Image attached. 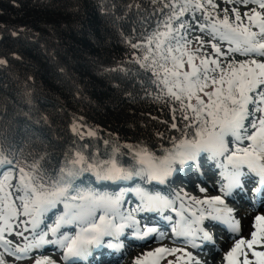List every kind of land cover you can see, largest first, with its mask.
I'll list each match as a JSON object with an SVG mask.
<instances>
[{
	"label": "snow or ice",
	"instance_id": "obj_1",
	"mask_svg": "<svg viewBox=\"0 0 264 264\" xmlns=\"http://www.w3.org/2000/svg\"><path fill=\"white\" fill-rule=\"evenodd\" d=\"M240 2L244 6L254 4L257 7L245 12L244 18L233 7L231 12L234 19H231L228 9L223 10L222 18L218 14L214 16L205 9L201 0H184L180 6L179 15H183L189 6L197 10L205 9V22L200 23L199 27L211 36L209 43L214 56L196 55L204 45L200 37L196 38L200 47L195 52L186 50L185 46L189 41L181 44L184 37L167 40L173 31L170 23L165 25L168 31L156 32L153 37L148 38L150 45L155 41L156 50L163 61L158 65L163 76L155 74L166 89L167 96L179 103L182 121L188 122L184 125V130L178 129L176 123L171 124L173 129L181 131V136L171 137L170 148H164L162 155L149 151L147 147L133 150L134 163L129 162L127 166L120 161L118 148L113 150L110 158L99 161L77 153L71 161V167L61 169L58 179L48 181L36 174L39 168L36 163L32 165L31 173L26 172L23 167L19 168V180L15 186L11 183L10 170L5 171L0 178V221L3 222L0 240H3V233L11 229L9 221L20 214L30 217L28 222L32 225L35 238L24 248L18 247L17 251L27 253L30 249H41L48 244L57 245L64 250L63 259L69 264H78V261L91 254L93 248H122L119 237L125 228H135L134 238L145 243L155 238L152 234L156 233V228L145 227L141 231L139 222L132 213L122 211L123 198L128 192L135 194L140 205L134 211H159L171 207L172 201L158 192H149L139 186L121 187L118 192L82 188L75 183V177L84 171L93 172L98 181H110L117 186L136 176L148 182L163 184L172 173L178 171L175 165L197 161L198 157L206 154L208 159L222 157L225 161L220 166L224 169L222 176L227 181L221 186V191L226 195H230L232 189L243 191V178L249 174L259 178L256 181L258 187L252 189L253 194L264 195V11H260L264 10V0ZM206 3L213 10L218 7L213 0H206ZM226 3L235 4L236 0H226ZM165 7L169 5L166 4ZM176 18L178 19V15ZM183 27L181 24V28ZM215 41L226 42L227 50L223 51ZM173 43L176 47L172 46ZM149 52L151 53V48ZM233 53L248 58L237 61L230 58ZM185 56L190 71H182ZM220 57L224 59L221 60ZM148 58L144 57L145 60ZM196 59H200L199 66L194 63ZM168 61H171V67L167 66ZM152 63L156 65L157 61L154 59ZM210 87L212 91H206ZM201 93L207 98L206 101ZM193 100L195 103H192ZM172 111L175 113L177 109L173 108ZM73 130H76L75 127ZM88 134L94 135L92 132ZM126 147L132 148L131 145ZM12 163V160L0 156V165ZM13 187L15 191L22 193L16 197L20 201V208L13 201L9 190ZM200 191L205 189L201 188ZM191 199L197 205H208L211 211L206 214L201 208L198 216L193 211L191 220L185 218L182 211L178 213L181 219L172 229L176 236L195 239L198 232H203V239L210 240V235L199 227L206 218L222 221L230 226L232 232L239 233V221L234 220L233 210L224 206V200L220 196L204 200H197L195 197ZM49 213L55 216L52 224L46 223V218H51ZM41 225L44 228L37 233L35 230ZM73 225L77 229L74 235L60 231L63 227ZM253 228L251 239H238L226 254L228 264H264V251H256L254 248L264 247V215L255 217ZM49 233L56 239L48 240L46 237ZM105 237H111L116 242L109 240L105 244ZM192 246L199 247L194 242ZM178 251L182 250L159 247L136 257L133 264H159L165 254L171 255ZM249 252L254 259H249ZM184 255L189 264L195 259L191 253L185 252ZM177 260L180 258L177 257ZM0 264H4V261L0 260ZM34 264L56 262L48 257H39ZM168 264H173V261ZM195 264L201 262L196 260Z\"/></svg>",
	"mask_w": 264,
	"mask_h": 264
},
{
	"label": "trees",
	"instance_id": "obj_2",
	"mask_svg": "<svg viewBox=\"0 0 264 264\" xmlns=\"http://www.w3.org/2000/svg\"><path fill=\"white\" fill-rule=\"evenodd\" d=\"M183 2L0 0V156L13 161L0 165V178L10 170L19 180V168L31 173L38 163L36 174L54 180L77 153L99 161L118 148L127 166L133 150L170 148L181 136L171 124L184 130L188 122L155 74L163 76V61L148 38L169 23L167 40L187 34ZM81 181L103 182L91 171L75 177ZM127 184L155 190L140 176L120 186Z\"/></svg>",
	"mask_w": 264,
	"mask_h": 264
},
{
	"label": "rangeland",
	"instance_id": "obj_3",
	"mask_svg": "<svg viewBox=\"0 0 264 264\" xmlns=\"http://www.w3.org/2000/svg\"><path fill=\"white\" fill-rule=\"evenodd\" d=\"M213 2L218 5V7L216 9H211L210 6L207 5L206 0H204L205 4V9L212 12L213 15H219L221 18L223 17V10L224 9H228L229 12V16L231 19H234V16L231 12V9L233 7H236L238 9V11L241 13L242 18H244L243 14L245 12L250 11V9L257 7L254 4H248L247 6H244L240 0H236V3H226V0H213ZM205 9H201V10H197L192 6H189L188 12L186 14V17L188 19V27H187V34L182 35V37H184V40L182 44H184V41H189L190 43L186 44V50L189 52H195V50L200 47L199 42L197 41V37H200L203 41H204V45L203 48L201 50V52L196 53L197 56H214V53L211 49L210 46V41H211V36L206 34V30L205 31H201L199 24L200 23H204V11ZM260 10V9H257ZM260 11H264V10H260ZM245 22L246 18H245ZM179 34V33H178ZM178 37L180 36L177 35ZM177 37V38H178ZM216 43L219 44V46L221 47V49L223 51H226L228 48V45L226 42H219V41H215ZM155 42L152 43L153 46ZM144 49V48H143ZM145 51H146V47H145ZM230 58H234L235 60L237 58H240V60H244L247 59L248 57H244L242 55H240L239 53H233L230 54ZM257 59H260L259 57H256ZM185 64H184V68L182 69V71H190V68L188 66V64L186 63L187 61V56H185L184 58ZM221 60H223V57H220ZM238 61V60H237ZM168 63L170 64L171 67V61H168ZM194 63L199 66L200 64V59H196L194 60ZM206 91H212V88H208L206 89ZM201 96H203V94H200ZM195 100L192 101V103ZM245 144H247V141H245ZM218 159H220L219 157L215 160H211L208 159L206 154H202L200 157L197 158V161L194 162H190V164H185V165H175L174 167H176L178 169V171L172 173V175H170L167 179L166 182L162 184V191H159L158 189H155L153 193H160L162 196L166 197L167 199H169L170 201L173 200L175 201V203L177 202H181L183 206L187 207L186 204H184V200L185 199H190L191 201H193L191 198L195 197L197 200H204V199H210L212 197L215 196H221L220 192L218 189H220V187H216L215 184H217V181H215L214 179H211V177H209V175L211 176V170L212 167H214V164H219L220 162L217 161ZM222 161V160H221ZM224 161V160H223ZM225 163V161H224ZM194 165H196L198 168V172L194 171ZM182 169H181V168ZM206 170V171H204ZM199 173L201 174V176H199ZM12 175V180L11 183L13 186H15L18 182V179H15L13 173L11 172ZM2 178V177H1ZM204 178V179H203ZM108 182V181H106ZM110 182V181H109ZM108 182V183H109ZM106 183L105 185H103L102 187L100 186H94V185H85V184H80V186L82 188H88V187H92V188H97L100 189L102 191H109V192H118L120 191L121 186H115L116 184H113L112 182H110L109 184ZM223 184V183H222ZM152 185V184H151ZM128 188H135L137 186H126ZM140 187V186H139ZM207 189V190H211V192H213V195H204L202 194V192L200 191V189ZM12 192V198L13 201L15 202V204L17 205L18 208H20V201L18 199H16L17 196L22 195V193H19L17 191H15V188L13 187L12 189H9ZM133 199L134 203L133 204L131 202V206L128 205V202L130 199ZM225 200V198H223ZM176 203V204H177ZM125 205L122 206V211L125 213L131 212L132 214L134 213V210L137 209L139 207V202L137 201V198L135 196L134 193L132 192H128V196H127V200L124 203ZM175 205V204H174ZM238 208H240L236 214L235 217L241 218L243 220H246L247 218H245L248 215V210H249V206H245L240 207L239 205ZM235 206V208L237 209V207ZM62 209V206H60ZM254 212L255 211H261V214L264 213V206L262 208L260 207H254ZM22 211V210H21ZM173 211H176L175 209H173ZM211 211V210H210ZM209 211V212H210ZM144 212V211H143ZM208 212V210H207ZM160 211H158L157 216L159 215ZM175 216L174 219L177 217L176 216V212H173ZM171 214V212H170ZM256 214L258 215V212H256ZM234 215V214H233ZM50 217V216H49ZM171 219V222L174 220ZM235 219V218H234ZM249 219V217H248ZM30 220V217L24 216L22 214L18 215L17 217L11 219L9 221V224L11 225V229L10 231L6 230L3 233V240H0V260L4 261V264H34V261L39 258V257H48L52 260H54L56 262V264H69V262H66L63 258H61V253H53L52 251H49V249H41L40 250H35V251H28L25 256L23 257V255L21 256V254H23V252H18L17 248H24L25 245L28 243L29 241V235H31V233L33 232L32 229V225L31 223H29L28 221ZM50 220H52L51 222H47L48 224H52L55 220V216L51 213V218ZM169 222V221H168ZM0 227H3V222L0 221ZM76 227V226H75ZM143 227V226H141ZM44 228L43 226H40V228H37L36 230H38V232ZM27 229V231L25 230ZM47 230V229H44ZM67 230H64L63 232H66ZM166 229H165V233H166ZM209 233H211V237L214 243V247H217V252H216V257L219 255H221L222 253L227 252L230 247L227 245V247H221L220 246V240L223 237L222 234L220 233V231H214V230H207ZM249 226H244L243 230H241L238 234H236L234 237H227L229 238L228 240H232L233 238L236 239H240V238H244L245 235H248L249 233ZM22 233V235L20 234ZM69 233V232H68ZM166 236V234H165ZM50 237V233L48 234L47 238ZM169 235L167 234L166 240L168 242H170L169 247L175 248V249H181L182 251H178L175 252L174 254L168 255L165 254L163 256V258L159 261V264H168L169 261H173V264H181V262H183L187 257L184 255L185 252L189 253L192 251L188 248L186 249V244H182L179 242H175L173 240H169ZM27 238V239H25ZM164 238V237H163ZM168 238V239H167ZM162 238H158L156 240H161ZM151 240V239H150ZM150 240L148 241V243H150ZM4 241H9L10 243L5 244ZM153 242V241H151ZM146 242V244H148ZM145 245V244H144ZM184 245L186 247H184ZM140 246V245H138ZM137 246V247H138ZM219 246V247H218ZM136 245H132V248H135ZM151 247V246H150ZM157 248V247H156ZM159 248V247H158ZM129 249V251L131 250ZM152 249H143V251L138 255L141 256L143 253L149 252ZM259 250V249H258ZM129 251H125V253H123L121 255V258H125L128 254ZM201 254V253H199ZM54 255L57 257V261L53 258ZM194 255V253L192 254V256ZM53 256V257H52ZM60 256V258H59ZM138 256H135L138 257ZM197 256V255H194ZM19 257V258H18ZM27 257V258H25ZM177 257L180 258V260H177ZM119 259V261L123 262L125 259L129 258L126 257L125 259ZM184 259V260H183ZM216 261L218 260V258H215ZM249 259H251V254L249 253ZM242 260V257H241ZM181 261V262H180Z\"/></svg>",
	"mask_w": 264,
	"mask_h": 264
},
{
	"label": "bare ground",
	"instance_id": "obj_4",
	"mask_svg": "<svg viewBox=\"0 0 264 264\" xmlns=\"http://www.w3.org/2000/svg\"><path fill=\"white\" fill-rule=\"evenodd\" d=\"M220 159H218L217 161H219L220 163L219 164H214V167H212V170H211V176L209 175V177H211V179H214L215 181L217 182H220L221 180H224L223 176H222V173L224 172V169L220 166L221 164L224 163L223 161V158L222 157H219ZM222 160V161H221ZM215 169V170H214ZM247 172V171H246ZM199 176H201V174L199 173ZM246 177L247 175L245 176V178H243V184H245L246 182ZM204 179V178H203ZM247 184V182H246ZM216 187L218 188V184H215ZM254 188V185L252 187H249L248 190H251V194L253 196H245L243 194H245L244 191H241L239 190L237 193L232 192L230 195H226L224 193V198L225 200H230V201H245L246 203H249L250 205V210H248V215L245 217L247 218L246 220H243L241 218V221L239 219V227H240V231L243 230L244 226H249V233L248 235H245L244 239H251V233L252 231L254 230L253 228V224H254V220H255V217L257 216L256 212H258V215L261 213V211H255L254 212V207H263L264 206V195H261L260 193H256L255 195L253 194V191L252 189ZM219 190V189H218ZM202 192V191H201ZM219 192L221 193V191L219 190ZM202 194L204 195H213L214 193L211 192V190H207L205 189V191L202 192ZM255 197H258V200H256ZM173 203H172V206L171 208H176V213H180L181 211L183 212L184 214V217L191 220L193 219L192 217V212L195 211L197 216L200 214L199 213V209L203 208L205 210V213L207 214L211 209H209L208 205H197L194 201H191L190 199H185L184 200V204L187 205V207L183 206V208H181V205L182 203L179 202V203H175V201L171 200ZM229 201V202H230ZM231 203V202H230ZM175 204V206H174ZM226 204V203H224ZM226 206V205H224ZM227 208H230L233 210V213L232 215L236 214V212L240 209L237 207L234 208V207H229L228 205L226 206ZM168 208H165V209H162V210H159L160 213L159 215L157 216V213L158 211H147V212H150L149 214H147V217L142 219V221L145 223V225H147L148 227H150L148 225V223L154 219H157L153 226L154 228L157 229L156 233H153L152 236L155 237L154 239H151L150 240V243L146 244L144 241H140V240H137L134 238V232H135V228H125L124 230V233L119 237V241L120 243L123 245L122 248H118V249H112V248H108V247H103V248H93L92 249V252L89 256H87L86 258L78 261V264H133L134 262V259H135V256H138L142 251L143 249H152L151 251H154L156 249V247H164V248H169L171 249V247H169L170 245V242H168L166 240L165 237H167V234H170V232L168 231V226H169V223H168V220L170 219H174V216L172 214H170V211L168 213L167 211ZM170 209V207H169ZM208 210V212H207ZM153 213V214H152ZM145 214V213H144ZM160 214L162 215H165V217H160ZM142 215V214H141ZM261 215H264L261 214ZM48 216L51 217V213L48 214ZM170 217V219H169ZM249 217V219H248ZM181 217L180 215L178 216L177 218V223H176V226L178 224V222L180 221ZM52 220L50 219H47L46 218V223L47 222H51ZM175 220L172 221V223L174 222ZM210 224L213 226V228H215L217 230V227H215L212 223V220H210V218H206L203 220V222L201 224ZM43 226V225H41ZM175 226V227H176ZM65 228L67 231V233L69 235H74L75 234V231L77 230L76 227L73 225V226H66V227H63ZM63 228H61V232H63ZM140 230L142 231L141 227L139 226ZM165 229L167 230L166 233H165ZM211 229V228H210ZM127 230H130L132 231L131 234L129 235L128 238H126L125 236V231ZM213 230V229H211ZM37 233H38V230H35ZM239 231V232H240ZM230 233H232L230 231ZM228 233V235L230 237H234L236 234H230ZM161 234L162 235V239L161 240H156L158 239L159 237L161 238ZM166 234V236H165ZM59 235V233H58ZM172 237L169 238V240H173L175 242H179V243H182V244H186V246L184 245V247H186V249L189 248L188 246V243H192L193 245V242L196 244V245H200L199 247H193L191 245V247L193 249H200V251L202 252L201 254H198L197 256H194L193 257L195 258L193 261L190 262V264H195V261L196 260H199L201 262V264H228L227 260L225 259V256L226 254L231 250V248L235 245L236 241L238 240V238L236 239H232V240H228L229 238H221L220 240V246L221 247H227V245L230 247V249L225 252V253H222L221 255H219V257L217 256L216 257V252H217V247H212L211 245V242L210 240H205L203 239V234L201 232H198L195 239H193L192 237H184V236H176V235H171ZM164 237V238H163ZM35 238V233L32 232L31 235H29V241H32L33 239ZM47 238V237H46ZM48 240H53V239H56V237H53L50 233V237L47 238ZM127 239V240H126ZM168 239V238H167ZM109 240H112L114 243L116 242L115 240H113V238L111 237H105V244L109 241ZM153 241V242H151ZM145 244V245H144ZM132 245H136L135 248H132ZM140 245V246H138ZM138 246V247H137ZM151 246V247H150ZM219 247V246H218ZM44 249H49V251H52L53 253H61L63 254V249H60L57 245H52V244H48V245H45L43 247ZM41 248V249H43ZM191 248V251L192 253H196L193 249ZM255 250L256 251H264V247H261V246H254ZM129 249H131L129 251ZM259 249V250H258ZM36 249H30V251H35ZM129 251V254L126 256V257H129L127 259L125 258H121V255L123 253H125V251ZM251 254V252H249ZM23 254H26L23 252ZM21 254V256L23 255ZM99 254H102L100 256H98ZM105 254V255H103ZM53 257V256H52ZM27 258V257H25ZM56 261H57V257L54 255L53 257ZM121 258L122 259H125L123 262L119 261V259ZM215 258H218V260L216 261ZM251 259H254L252 256H251ZM184 260V259H183ZM181 262V261H180ZM181 264H189V262L187 261V258L181 262Z\"/></svg>",
	"mask_w": 264,
	"mask_h": 264
}]
</instances>
